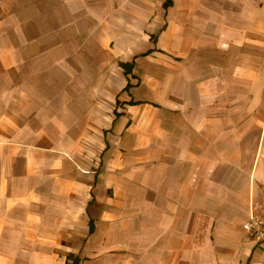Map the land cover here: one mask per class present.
Masks as SVG:
<instances>
[{
  "label": "crops",
  "instance_id": "0c3cea01",
  "mask_svg": "<svg viewBox=\"0 0 264 264\" xmlns=\"http://www.w3.org/2000/svg\"><path fill=\"white\" fill-rule=\"evenodd\" d=\"M264 0H0V264H264Z\"/></svg>",
  "mask_w": 264,
  "mask_h": 264
},
{
  "label": "built area",
  "instance_id": "2783aa9c",
  "mask_svg": "<svg viewBox=\"0 0 264 264\" xmlns=\"http://www.w3.org/2000/svg\"><path fill=\"white\" fill-rule=\"evenodd\" d=\"M244 229L259 241L264 242V216L252 218L244 225Z\"/></svg>",
  "mask_w": 264,
  "mask_h": 264
}]
</instances>
